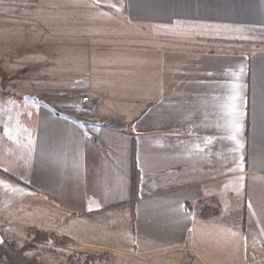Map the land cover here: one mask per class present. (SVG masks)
I'll return each instance as SVG.
<instances>
[{
    "label": "crops",
    "instance_id": "0c3cea01",
    "mask_svg": "<svg viewBox=\"0 0 264 264\" xmlns=\"http://www.w3.org/2000/svg\"><path fill=\"white\" fill-rule=\"evenodd\" d=\"M0 12L4 50L51 43L54 76L135 109L93 131L74 102L0 93L4 241L55 234L47 264H264V46L238 43L264 42V0H0Z\"/></svg>",
    "mask_w": 264,
    "mask_h": 264
},
{
    "label": "rangeland",
    "instance_id": "374dc122",
    "mask_svg": "<svg viewBox=\"0 0 264 264\" xmlns=\"http://www.w3.org/2000/svg\"><path fill=\"white\" fill-rule=\"evenodd\" d=\"M1 13V12H0ZM17 13V12H16ZM18 13H26V10H20ZM185 33H190V28H184ZM182 29L174 30L176 34H183ZM244 43V46L250 48L264 46V42H238ZM234 43V44H238ZM49 51H38L40 43H27V44H12V50H4L3 45L0 44V69L2 74L1 79L6 78V86L0 92L2 95L10 94L11 97L19 99L32 100L43 105L54 106L57 101H71L80 107L84 114L86 122L91 126L93 131L98 130L104 125H110L115 120H118V126H124L123 120L125 117L129 118L133 113L128 103L130 100H117L121 106L106 107V100L100 96L92 86H86L83 83V75L68 77L67 75L54 76V51L51 43H41ZM54 45V44H53ZM90 96L97 101V107L91 109L83 103V97ZM131 104V103H130ZM32 231L34 234L32 242L22 244V247L13 243L17 248L25 249L24 254L27 257L34 258L43 262L44 254L50 252L51 246L58 247L59 240L54 234V237L46 235V233ZM38 237H40L38 239ZM46 237V238H44ZM53 238L54 241L50 240ZM48 240V242H46ZM57 262V261H54ZM45 263V262H43ZM47 264V263H45ZM58 264V263H56Z\"/></svg>",
    "mask_w": 264,
    "mask_h": 264
},
{
    "label": "trees",
    "instance_id": "16d2710c",
    "mask_svg": "<svg viewBox=\"0 0 264 264\" xmlns=\"http://www.w3.org/2000/svg\"><path fill=\"white\" fill-rule=\"evenodd\" d=\"M2 74V70L0 69V75ZM3 81L6 82V78H3ZM135 186V184H134ZM206 216L209 215V213L205 214ZM38 233L37 230H34ZM49 236L48 234H46ZM51 237H54L52 234ZM40 237H38L39 239ZM46 238V237H44ZM25 249L17 248L13 243H8L6 241H3V243L0 244V259H5L6 264H45L43 262H40L34 258L27 257L24 254Z\"/></svg>",
    "mask_w": 264,
    "mask_h": 264
},
{
    "label": "built area",
    "instance_id": "2783aa9c",
    "mask_svg": "<svg viewBox=\"0 0 264 264\" xmlns=\"http://www.w3.org/2000/svg\"><path fill=\"white\" fill-rule=\"evenodd\" d=\"M82 100L83 103L91 109H95L97 107V101L90 96H85Z\"/></svg>",
    "mask_w": 264,
    "mask_h": 264
},
{
    "label": "water",
    "instance_id": "95a60500",
    "mask_svg": "<svg viewBox=\"0 0 264 264\" xmlns=\"http://www.w3.org/2000/svg\"><path fill=\"white\" fill-rule=\"evenodd\" d=\"M118 125V120L112 122L110 125H108L109 127L111 128H116ZM4 239H3V236L2 234L0 233V244L3 243Z\"/></svg>",
    "mask_w": 264,
    "mask_h": 264
}]
</instances>
